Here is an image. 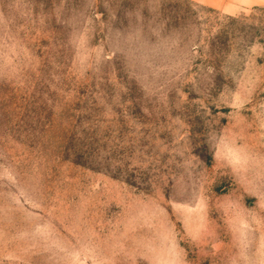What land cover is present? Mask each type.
Returning a JSON list of instances; mask_svg holds the SVG:
<instances>
[{
	"label": "rangeland",
	"instance_id": "374dc122",
	"mask_svg": "<svg viewBox=\"0 0 264 264\" xmlns=\"http://www.w3.org/2000/svg\"><path fill=\"white\" fill-rule=\"evenodd\" d=\"M0 264H264V0H0Z\"/></svg>",
	"mask_w": 264,
	"mask_h": 264
},
{
	"label": "crops",
	"instance_id": "0c3cea01",
	"mask_svg": "<svg viewBox=\"0 0 264 264\" xmlns=\"http://www.w3.org/2000/svg\"><path fill=\"white\" fill-rule=\"evenodd\" d=\"M204 1H206V0H204Z\"/></svg>",
	"mask_w": 264,
	"mask_h": 264
}]
</instances>
